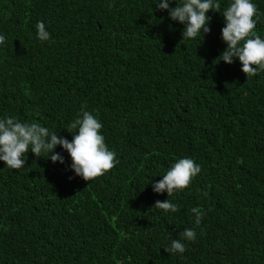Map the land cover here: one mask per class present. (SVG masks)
<instances>
[{
    "label": "trees",
    "instance_id": "16d2710c",
    "mask_svg": "<svg viewBox=\"0 0 264 264\" xmlns=\"http://www.w3.org/2000/svg\"><path fill=\"white\" fill-rule=\"evenodd\" d=\"M158 2L0 0V119L71 141L84 105L119 161L89 182L59 145L64 164L31 151L20 169L0 161V264H264V72L247 79L238 59L217 60L220 13L182 40ZM252 3L264 39V0ZM185 157L201 172L169 197L179 211L153 209L168 198L153 184ZM187 228L186 251L165 252Z\"/></svg>",
    "mask_w": 264,
    "mask_h": 264
},
{
    "label": "clouds",
    "instance_id": "9594fccd",
    "mask_svg": "<svg viewBox=\"0 0 264 264\" xmlns=\"http://www.w3.org/2000/svg\"><path fill=\"white\" fill-rule=\"evenodd\" d=\"M172 2L173 0H159L157 10L167 11L172 21L184 25L182 40L195 38L202 33L209 34L210 17L207 13L209 11L220 13L225 25L221 29V38L227 47L217 60L231 65L234 58L238 59L242 65L241 71L247 79L264 72V39L253 32L257 23L253 17L257 16L258 9L252 0H231L222 12L219 0H180V3L174 0L176 6L170 7ZM35 27L38 40L47 42L51 39L43 21L38 22ZM5 39L4 35H0V45L5 43ZM102 127V123L91 112L85 110L84 105L81 106L77 117L68 125V132L72 135L71 141L51 132L40 122H20L16 117L7 116L0 119V161L10 169H20L26 163L24 155L31 151L38 158L42 153H47L54 164L57 162L64 164L63 156L55 152L59 145L71 158V171L89 182L103 176L119 162L115 158L116 153L108 149L103 135L100 134ZM73 130H77L75 134ZM200 172L201 166L193 159L187 157L178 159L162 176L163 178L153 184L155 193L166 192L168 196L164 201L157 200L153 209L178 212L179 206L169 197L187 188L192 178ZM191 212L195 217V225L199 226L204 216L203 210L193 207ZM195 239V228H187L179 232L178 238L173 239L170 247L166 246L164 251L168 254H182L186 251L184 241Z\"/></svg>",
    "mask_w": 264,
    "mask_h": 264
}]
</instances>
